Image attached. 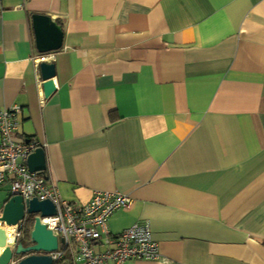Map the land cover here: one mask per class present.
Listing matches in <instances>:
<instances>
[{"label":"crops","instance_id":"crops-1","mask_svg":"<svg viewBox=\"0 0 264 264\" xmlns=\"http://www.w3.org/2000/svg\"><path fill=\"white\" fill-rule=\"evenodd\" d=\"M34 15L61 25V50L38 52ZM14 106L64 201L125 193L109 231L151 223L158 260L126 264H264V0H0Z\"/></svg>","mask_w":264,"mask_h":264},{"label":"built area","instance_id":"built-area-1","mask_svg":"<svg viewBox=\"0 0 264 264\" xmlns=\"http://www.w3.org/2000/svg\"><path fill=\"white\" fill-rule=\"evenodd\" d=\"M46 59V56H41L42 61ZM22 115L23 109L19 106L0 109V188L8 187L10 196H21L25 204L38 199L51 201L56 206L55 216H33L40 217L59 241L57 251H42L38 255L51 257L54 264L62 262L66 254L73 264H126L133 260H158L159 246L153 239L148 220L116 235L108 229L109 219L117 211L132 205L129 195L97 191L88 203L71 204L62 199L48 171L36 173L29 170V157L38 149H45V145L36 139L20 136ZM24 222L17 227L14 242H10L13 250L17 246L16 241L24 239Z\"/></svg>","mask_w":264,"mask_h":264},{"label":"water","instance_id":"water-1","mask_svg":"<svg viewBox=\"0 0 264 264\" xmlns=\"http://www.w3.org/2000/svg\"><path fill=\"white\" fill-rule=\"evenodd\" d=\"M33 30L36 48L41 55L57 52L63 48L64 31L51 17L34 15ZM40 70L44 81V94L49 98L55 91L53 81L56 76L55 65L43 62ZM28 167L31 172L47 171V156L44 148L38 149L29 157ZM36 214H41L44 218L52 217L57 214V208L51 201L33 199L25 204L21 196H13L5 204L0 222L2 227H19L26 220V216L33 217ZM2 227H0V248L3 250L0 253V264H54L51 257L38 255L42 251L55 252L59 247L57 236L42 223L40 217L34 218L29 245H24L22 240L16 241L15 250L12 249V243L9 242L7 233ZM61 242L63 243L64 240Z\"/></svg>","mask_w":264,"mask_h":264},{"label":"trees","instance_id":"trees-1","mask_svg":"<svg viewBox=\"0 0 264 264\" xmlns=\"http://www.w3.org/2000/svg\"><path fill=\"white\" fill-rule=\"evenodd\" d=\"M33 225H34V217H28L27 220L24 222L23 225L24 239L22 240L24 245H29L30 243V233L31 230L33 229ZM58 264H73V263L70 256L66 254L65 259Z\"/></svg>","mask_w":264,"mask_h":264},{"label":"bare ground","instance_id":"bare-ground-1","mask_svg":"<svg viewBox=\"0 0 264 264\" xmlns=\"http://www.w3.org/2000/svg\"><path fill=\"white\" fill-rule=\"evenodd\" d=\"M2 228L6 231L9 242H14L17 227L3 226ZM2 250H3V249L0 248V251H1V252H2Z\"/></svg>","mask_w":264,"mask_h":264},{"label":"rangeland","instance_id":"rangeland-1","mask_svg":"<svg viewBox=\"0 0 264 264\" xmlns=\"http://www.w3.org/2000/svg\"><path fill=\"white\" fill-rule=\"evenodd\" d=\"M1 252V251H0Z\"/></svg>","mask_w":264,"mask_h":264}]
</instances>
